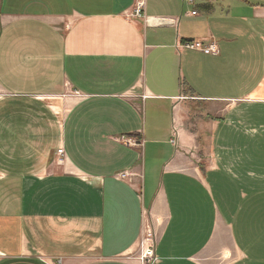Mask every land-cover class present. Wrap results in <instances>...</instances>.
Masks as SVG:
<instances>
[{"label":"crops","instance_id":"crops-1","mask_svg":"<svg viewBox=\"0 0 264 264\" xmlns=\"http://www.w3.org/2000/svg\"><path fill=\"white\" fill-rule=\"evenodd\" d=\"M147 228L264 264V0H0V264H141Z\"/></svg>","mask_w":264,"mask_h":264},{"label":"built area","instance_id":"built-area-1","mask_svg":"<svg viewBox=\"0 0 264 264\" xmlns=\"http://www.w3.org/2000/svg\"><path fill=\"white\" fill-rule=\"evenodd\" d=\"M188 2L189 4H193L194 0H184ZM142 5L139 3L136 8L134 9L132 15L139 16L141 13ZM192 14H197L196 11H192ZM182 48L187 49H196L199 51H203L206 53H216L217 52V45L212 40H191L186 41L183 44L180 45ZM119 141L128 146V147H136L139 146V142L136 141L134 138L123 136L119 138ZM63 152L62 149H58L57 153L61 154ZM122 177H125L124 174L121 175ZM155 233L152 229L147 228V230L144 231L140 241H139V258L141 260V264H154L156 261L155 258ZM60 260L55 261L53 264H60Z\"/></svg>","mask_w":264,"mask_h":264},{"label":"bare ground","instance_id":"bare-ground-1","mask_svg":"<svg viewBox=\"0 0 264 264\" xmlns=\"http://www.w3.org/2000/svg\"><path fill=\"white\" fill-rule=\"evenodd\" d=\"M138 4H139V3H138ZM138 4H137V5H138Z\"/></svg>","mask_w":264,"mask_h":264}]
</instances>
